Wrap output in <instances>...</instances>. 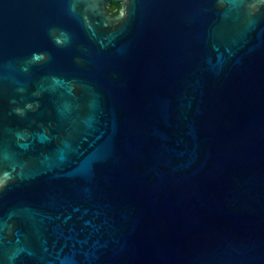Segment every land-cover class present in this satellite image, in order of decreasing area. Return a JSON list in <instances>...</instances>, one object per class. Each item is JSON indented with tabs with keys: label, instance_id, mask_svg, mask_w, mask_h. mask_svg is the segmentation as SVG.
Returning <instances> with one entry per match:
<instances>
[{
	"label": "water",
	"instance_id": "water-1",
	"mask_svg": "<svg viewBox=\"0 0 264 264\" xmlns=\"http://www.w3.org/2000/svg\"><path fill=\"white\" fill-rule=\"evenodd\" d=\"M0 264H264V0H0Z\"/></svg>",
	"mask_w": 264,
	"mask_h": 264
},
{
	"label": "trees",
	"instance_id": "trees-1",
	"mask_svg": "<svg viewBox=\"0 0 264 264\" xmlns=\"http://www.w3.org/2000/svg\"><path fill=\"white\" fill-rule=\"evenodd\" d=\"M119 8H120V3L113 2L111 7V13L115 15L118 12Z\"/></svg>",
	"mask_w": 264,
	"mask_h": 264
},
{
	"label": "flooded vegetation",
	"instance_id": "flooded-vegetation-1",
	"mask_svg": "<svg viewBox=\"0 0 264 264\" xmlns=\"http://www.w3.org/2000/svg\"><path fill=\"white\" fill-rule=\"evenodd\" d=\"M113 4V3H112ZM112 4L108 5L109 9H110V12H111V7H112ZM120 9V8H119Z\"/></svg>",
	"mask_w": 264,
	"mask_h": 264
}]
</instances>
